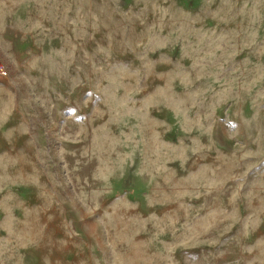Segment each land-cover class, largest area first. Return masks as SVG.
Here are the masks:
<instances>
[{"label": "rangeland", "instance_id": "374dc122", "mask_svg": "<svg viewBox=\"0 0 264 264\" xmlns=\"http://www.w3.org/2000/svg\"><path fill=\"white\" fill-rule=\"evenodd\" d=\"M0 264H264V0H0Z\"/></svg>", "mask_w": 264, "mask_h": 264}, {"label": "built area", "instance_id": "2783aa9c", "mask_svg": "<svg viewBox=\"0 0 264 264\" xmlns=\"http://www.w3.org/2000/svg\"><path fill=\"white\" fill-rule=\"evenodd\" d=\"M8 72V67L3 58L0 56V76H7Z\"/></svg>", "mask_w": 264, "mask_h": 264}]
</instances>
